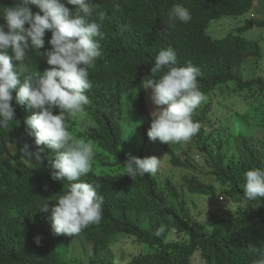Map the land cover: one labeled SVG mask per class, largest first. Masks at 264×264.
Listing matches in <instances>:
<instances>
[{"label":"trees","instance_id":"16d2710c","mask_svg":"<svg viewBox=\"0 0 264 264\" xmlns=\"http://www.w3.org/2000/svg\"><path fill=\"white\" fill-rule=\"evenodd\" d=\"M257 1L93 0L94 11L88 18L101 23L104 38L100 41L102 54L89 69L92 86L86 93L89 103L83 110L94 124L75 136L91 140L94 148L97 145L111 153L100 156L107 162L111 160L102 168L111 172L105 174L92 165L91 172L81 177L96 186L104 197L102 219L73 236L52 231L46 219L48 214L37 208L44 202L55 203L68 181L52 178L55 155L46 146H39L43 149L41 161L28 162L22 158L20 149L25 143L35 147L34 138L26 134L24 124L34 109L13 100L16 121L0 128V264H85V261L116 264L110 246L117 236L133 238L155 249L134 257L129 264H193L192 258L196 256L204 264H254L256 257L249 248L264 246V197L248 201L242 186L246 170L264 169V112L259 113V120L254 113L257 102L264 105V77L258 73L248 77L244 68L252 58L262 56L264 45L260 43L264 34L252 39L245 34L253 26L264 30V18L245 19L220 38H213L207 30L213 21L219 23L224 17L249 13ZM12 4L13 0H0V8ZM177 4L189 10L191 19L187 23L168 20L169 10ZM50 36L46 31L43 51ZM168 47L176 51L178 65L190 62L199 68L198 85L202 93L208 94V100L192 116L201 125L191 138L193 148L176 151L166 143L156 142L164 146L174 167L195 171L199 167L192 154L205 157V174L214 182L196 175L184 176L182 180L191 194L209 197L220 194L225 198L209 222L194 219L186 195L171 179L149 174L129 177L124 162L127 154L144 157L119 152L125 144L124 95L130 89L138 93L142 143L153 142L147 136L151 109L144 79L150 76L159 50ZM35 57L36 50L27 55L28 72L42 73L47 64L45 60L36 64ZM231 105L243 109L235 115L237 129L232 136L235 153L229 155L224 150V140L219 139L213 147L205 124L210 122L209 115L214 109L228 114ZM244 118L259 125L250 128ZM66 125L71 134L76 123L67 120ZM172 230L184 238L166 241ZM38 235L42 237L39 245L34 240ZM79 235L92 241L88 259L61 258L57 245Z\"/></svg>","mask_w":264,"mask_h":264},{"label":"clouds","instance_id":"9594fccd","mask_svg":"<svg viewBox=\"0 0 264 264\" xmlns=\"http://www.w3.org/2000/svg\"><path fill=\"white\" fill-rule=\"evenodd\" d=\"M72 5L70 7L67 6ZM13 0L12 6L0 8V128L15 120L12 101L34 109L24 121L25 131L34 138V148L25 143L22 158L30 162L42 160L46 146L54 151L53 179L68 181L55 203L44 202L38 210L48 214L55 234L73 236L102 219L104 197L97 187L81 179L92 170L95 156L91 140L70 134L66 121L75 118L89 103L87 91L92 84L89 69L101 56L100 41L104 38L101 23L88 18L94 11L93 0ZM7 5V3H5ZM35 6L38 12L31 10ZM189 10L174 5L168 12L169 21L187 23ZM50 32L44 48L45 33ZM51 46V47H50ZM36 50L35 62L45 60L46 69L28 72L25 63L29 52ZM41 56V57H40ZM200 70L192 63L178 65L176 51L159 50L144 79L150 89V141L160 143L187 142L201 125L192 119L205 97L198 85ZM56 114H53V111ZM126 174L133 178L155 175L160 158H139L127 154ZM243 196L248 201L264 197V169L252 167L243 173ZM42 237L34 238L39 245ZM264 264V246L249 248Z\"/></svg>","mask_w":264,"mask_h":264},{"label":"rangeland","instance_id":"374dc122","mask_svg":"<svg viewBox=\"0 0 264 264\" xmlns=\"http://www.w3.org/2000/svg\"><path fill=\"white\" fill-rule=\"evenodd\" d=\"M256 18L257 20L264 18V0H258L255 2L252 10L247 13L236 17H224V19L216 23L217 21H213L209 26L207 32L213 38H220L224 36L228 31L235 29L239 24L244 22L245 19ZM264 34V30H262L258 26H253L251 30H249L245 35L252 38H260V36ZM263 42L260 43L264 45V36H262ZM250 60L245 66V74L250 77L254 74L258 73L264 77V48L263 54L258 59ZM150 89L145 88L146 100L149 104L150 109L152 108L151 102L149 100ZM204 94V101L208 100V94ZM137 98L138 93L135 89L128 90L124 95V117L122 119L123 124V132L125 138V144L119 148L120 153H132V154H141L143 157L156 156L160 158V167L158 172L154 175L159 178H169L173 183L177 185V187L182 190V192L186 195L188 207L192 213L194 219L200 220L202 222H209L214 214V210L222 206L225 203V198L219 194L216 197H209L204 195H194L188 192L187 187L183 182L184 176L196 175L201 180L204 181H213L208 174H205L207 171V167L205 165V157L203 155L198 156L197 154H192L193 161L197 163L199 169L197 170H189L183 169L179 167H174L169 162V156L165 152L164 146L159 142H151L146 145L143 142L142 134L140 131V118L137 111ZM202 102V103H203ZM201 103V104H202ZM230 105V102H228ZM257 108L255 113V118L259 120L258 117L260 114L264 112V105L261 102H257ZM242 107H238V105L230 106V110L227 111L228 114H221L219 110H213V112L209 115L210 122L205 124V128L209 133V141L216 147V143L219 139L225 141L224 150L227 154L232 155L235 153V146L232 141V136L234 129H237V123L235 122V115L237 112L242 110ZM223 113V112H222ZM240 116V115H239ZM72 122L76 123L75 130L71 134L73 136L76 133H85L86 126H92L94 121L90 119L89 114L86 111H82L75 118H68ZM245 120V118H244ZM250 120L247 122L245 120V124L249 125L251 128H255L259 125L258 122H254ZM260 132V131H259ZM76 137V136H75ZM169 148H174L176 151H182L187 148H193L194 145L192 140L190 139L187 142H179V143H166ZM95 156L92 161V165L96 167L97 170H102L105 168V163H111L110 161H106V159H102L100 156H109L111 153L99 148L95 145ZM142 146V149H140ZM141 153H140V151ZM192 153V152H191ZM103 173L107 174L111 172V170H102ZM214 182V181H213ZM184 238L183 235H177L176 231L172 230L166 237V241L175 238ZM92 241L84 235H79L73 238L70 242H60L57 245V251L59 252L61 258L71 261V259H88L89 252L92 249ZM69 246V249L66 248ZM112 253H114V261L116 264H129L130 260L136 256L141 254H146L154 251L155 249L146 243H141L135 241L133 238L117 236L113 239V242L110 246ZM193 264H204V261L199 256L192 258ZM87 261H85V264Z\"/></svg>","mask_w":264,"mask_h":264}]
</instances>
